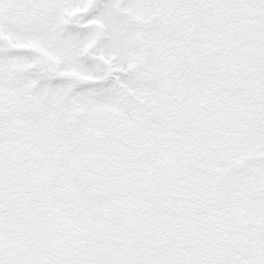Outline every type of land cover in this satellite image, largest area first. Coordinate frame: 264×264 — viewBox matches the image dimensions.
<instances>
[{"label": "snow or ice", "instance_id": "snow-or-ice-1", "mask_svg": "<svg viewBox=\"0 0 264 264\" xmlns=\"http://www.w3.org/2000/svg\"><path fill=\"white\" fill-rule=\"evenodd\" d=\"M0 264H264V0H0Z\"/></svg>", "mask_w": 264, "mask_h": 264}]
</instances>
